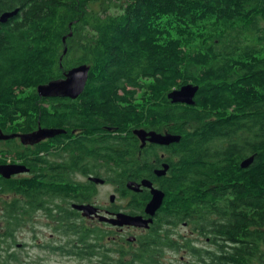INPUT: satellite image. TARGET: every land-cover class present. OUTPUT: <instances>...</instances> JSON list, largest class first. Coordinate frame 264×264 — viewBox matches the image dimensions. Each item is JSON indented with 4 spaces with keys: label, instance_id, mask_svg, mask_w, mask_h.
Returning a JSON list of instances; mask_svg holds the SVG:
<instances>
[{
    "label": "trees",
    "instance_id": "obj_1",
    "mask_svg": "<svg viewBox=\"0 0 264 264\" xmlns=\"http://www.w3.org/2000/svg\"><path fill=\"white\" fill-rule=\"evenodd\" d=\"M14 10L0 21V128L9 131L17 120L24 129L59 131L56 154L81 153L84 173L93 163L122 174L144 166L140 130L178 136L171 150L179 162L162 185L164 205L172 217H190L211 234L213 250L191 248L196 264H206L207 253L217 264L262 261L264 0H0V16ZM83 64L88 79L76 98L40 95V85ZM188 83L198 87L194 103L174 102L169 94ZM42 148L34 152L36 166ZM39 170L0 180L2 191L25 194L24 201L4 203L8 231L0 239L45 207L40 193L53 199L74 190L63 179L46 182L43 163ZM56 205L61 222L73 220ZM51 217L57 218L53 211ZM56 229L89 253L102 248L91 229ZM222 235L241 241L226 247L217 239Z\"/></svg>",
    "mask_w": 264,
    "mask_h": 264
},
{
    "label": "flooded vegetation",
    "instance_id": "obj_2",
    "mask_svg": "<svg viewBox=\"0 0 264 264\" xmlns=\"http://www.w3.org/2000/svg\"><path fill=\"white\" fill-rule=\"evenodd\" d=\"M13 123L14 127L9 131H3L0 128V166L9 165L22 170L9 177L0 173V180L19 181L35 177L39 175L40 164L43 163V179L46 182L63 179L66 182L74 183V186L72 185L74 190L69 191L68 195L52 199L49 192L40 193L42 197L46 198L44 199L45 207H40L30 215L24 216L23 220H27L30 227H35L37 221H44L54 227L73 225V227H85L87 230H93L92 235L98 234L102 246L101 249H95L97 252L89 253L90 250L92 252V248L90 249L88 245L83 248L82 244L75 241L77 247L80 250L82 247V250L85 251L83 255H76L87 257L89 264L96 262L98 256L102 258L101 261H97L98 264H120V261L122 264H196L195 259L188 258L190 254L194 256L191 252L192 247L204 248L203 245H206V252L214 249L216 244L212 242L211 234H202L199 228L194 227L190 217L185 218L183 214L182 218L172 217L164 205L165 191L162 185L171 178V173L177 168L175 164L179 162V154L176 155L171 150L174 142L161 144L150 140L151 136L146 135L145 141L137 151L139 160L147 158L144 166L140 164L139 167L132 170L133 172L122 174L120 171L116 172L112 167L110 168L107 162L93 163L91 169L86 170L88 173H84L80 168L83 158L81 153L74 155L70 150L62 148V153L56 154L55 146L60 143L57 142L59 137L55 136L56 134L45 136L39 140H28L24 135H29L45 127L24 129V127L16 125L17 120H14ZM146 131L167 134V131ZM40 146H43L39 152L42 162L37 161L39 165L36 166L33 161L34 152ZM71 158L73 162H71ZM67 159H70L68 165H66ZM58 166H61L60 171H64H52ZM139 170L141 172H138ZM144 180L150 182L151 186L145 185ZM153 189L163 192V200L162 204L151 214L146 211V207L153 197ZM102 190H107V193L101 194ZM24 200L23 192L14 189L4 192L0 187V228L8 225L5 222L4 203ZM56 204H59L63 211H67L73 220L61 222L60 209ZM75 205H89L94 210L90 214H84L85 210L79 209ZM47 206L52 208L57 218L51 217V208L49 213ZM121 214L142 216L148 221V225L135 226L122 223V218H119ZM110 219H118L119 222L114 223ZM24 224L25 221L19 228L23 229ZM154 233L161 237H153ZM217 239L226 247H232L235 245L234 242L241 241L240 238L234 239L224 235ZM21 246L24 244L17 243L18 248ZM178 247L185 254L179 253V256L175 257L178 253L174 252ZM103 250L106 251V254L102 252ZM168 252H173L175 255L169 256ZM15 256L16 253L13 258ZM261 260L262 263L255 256L254 259L246 261L244 264H264V259ZM206 264H217L210 260L208 253L206 254ZM230 264L234 263L230 262ZM235 264H241V261Z\"/></svg>",
    "mask_w": 264,
    "mask_h": 264
},
{
    "label": "rangeland",
    "instance_id": "obj_3",
    "mask_svg": "<svg viewBox=\"0 0 264 264\" xmlns=\"http://www.w3.org/2000/svg\"><path fill=\"white\" fill-rule=\"evenodd\" d=\"M217 28L218 25L211 26ZM224 28V25H221ZM107 193V190H102L101 194ZM25 221L24 228H17L13 231V236L3 235L0 239V249L2 250L0 264H89L87 257L76 255L77 247L76 240L73 235H68L60 230H57L53 225H49L44 221H37L35 227L29 226V222ZM5 228H0V233H6ZM17 243L24 246L17 247ZM204 244V243H201ZM204 248H206V245ZM178 249L174 253H184L182 249ZM264 251V246L262 247ZM16 253L15 258H13ZM173 252H168L169 256H174ZM190 254V253H189ZM12 255V256H11ZM189 259H195L191 254ZM3 260V261H2ZM101 257H97V261H101ZM2 261V262H1ZM93 264H98V262ZM260 261V259L258 260ZM262 263V261H260Z\"/></svg>",
    "mask_w": 264,
    "mask_h": 264
},
{
    "label": "water",
    "instance_id": "obj_4",
    "mask_svg": "<svg viewBox=\"0 0 264 264\" xmlns=\"http://www.w3.org/2000/svg\"><path fill=\"white\" fill-rule=\"evenodd\" d=\"M17 13V10H14L12 12H4L0 16L1 22H6L10 17L15 15ZM66 40V38H64ZM67 52V47L64 50V53ZM90 67L86 64L79 65L76 67H73L72 69L65 72V77L60 80H54L48 84H43L38 87V91L40 95L42 96H57V95H65V96H71L73 98H76L78 95L82 93V91L85 88L87 79H88V72ZM198 89L197 86H194L192 83H188L186 85H183L182 87L175 89L169 94V97L172 98L174 102H185V103H194L193 97L195 95L196 90ZM59 133V131L51 130V129H40L39 131H36L34 133H31L29 135H24L26 139L28 140H39L45 136H53L55 134ZM141 139L144 142L145 136L150 135L149 138L152 141L161 143V144H170L172 142L177 141L179 138L178 136L171 135V134H158L156 132H145L140 130ZM1 138H3L1 136ZM253 158H247L242 163L243 167H246L250 165ZM22 169L15 168L14 166L9 165H3L0 166V173L9 177L11 174L20 171ZM97 179V178H94ZM143 183L145 185L151 186V183L147 180H144ZM136 188V187H135ZM153 197L151 201L147 204L146 211L148 213L153 214L155 210L162 204L163 200V192L158 189L152 190ZM79 209L85 210L84 214H90L93 212L94 208L89 205H75ZM122 218V223L135 225V226H147L148 221L145 220L142 216H131L126 214L119 215V218ZM118 219H110L111 222L117 223L119 222Z\"/></svg>",
    "mask_w": 264,
    "mask_h": 264
}]
</instances>
